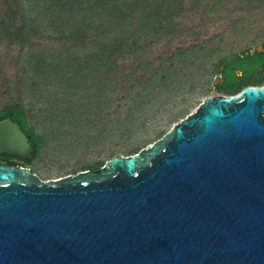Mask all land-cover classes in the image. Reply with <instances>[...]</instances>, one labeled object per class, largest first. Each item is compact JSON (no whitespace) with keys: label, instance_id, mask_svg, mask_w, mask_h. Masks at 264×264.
Here are the masks:
<instances>
[{"label":"water","instance_id":"1","mask_svg":"<svg viewBox=\"0 0 264 264\" xmlns=\"http://www.w3.org/2000/svg\"><path fill=\"white\" fill-rule=\"evenodd\" d=\"M34 151L0 120V153ZM0 264H264V85L97 169L43 181L1 162Z\"/></svg>","mask_w":264,"mask_h":264},{"label":"rangeland","instance_id":"2","mask_svg":"<svg viewBox=\"0 0 264 264\" xmlns=\"http://www.w3.org/2000/svg\"><path fill=\"white\" fill-rule=\"evenodd\" d=\"M140 20L136 14L124 17L122 28L89 29L78 38L87 43L60 45L49 32L40 34L32 46L54 60V67L36 68L24 59L25 50L0 40V108L20 105L43 136L30 165L39 179L128 155L126 148L156 141L207 97L231 95L213 87L215 65L264 40V0L253 8L240 0H182L168 28L138 31L131 37L136 44L105 58L101 49ZM262 85L264 72L247 78L239 90Z\"/></svg>","mask_w":264,"mask_h":264},{"label":"trees","instance_id":"3","mask_svg":"<svg viewBox=\"0 0 264 264\" xmlns=\"http://www.w3.org/2000/svg\"><path fill=\"white\" fill-rule=\"evenodd\" d=\"M197 1L194 0V2ZM240 1H243L246 7L253 8L254 4L261 0ZM181 2L182 0H0V7H2L0 9V40H5L9 47L18 48L19 52L25 50L24 59L27 62L33 61L32 64L36 68L48 65L54 67V60H46L43 55H40L41 52L32 46L33 41L39 38L40 34L49 32L59 40L60 45L73 44L76 41L87 43L88 39H80L86 37L85 34L89 29L105 28L111 25L122 28L127 25L122 23L124 17L140 15L143 20L139 21V25L137 23L136 26L130 27L131 29L122 34V37L110 40L109 44L101 49L104 57L108 59L118 47L136 44L137 40L131 37L140 35L138 31L149 27L168 28L171 24L170 16L177 13ZM111 19L115 20L113 24ZM259 44L264 49V40ZM249 49L244 48L230 57H223L215 65V72L221 73L224 77L223 83L217 86V90L235 94L247 78L264 72V50L251 54ZM94 56L95 59L101 58L99 53ZM90 58L92 59V56ZM235 70H239L240 74L236 75ZM7 117L19 124L35 151L33 157L28 160L0 153V163L30 167L44 143V138L28 122V115L20 105L14 103L1 107L0 120ZM140 148L141 146L129 147L125 151L129 155ZM103 164V161H96L81 170L97 169Z\"/></svg>","mask_w":264,"mask_h":264},{"label":"flooded vegetation","instance_id":"4","mask_svg":"<svg viewBox=\"0 0 264 264\" xmlns=\"http://www.w3.org/2000/svg\"><path fill=\"white\" fill-rule=\"evenodd\" d=\"M239 73H240L239 70H235V74H236V75H239ZM215 77H216V79H218V81H217V83H214V84H213V87H214V88H217V86H219V85H221V84L223 83V81H224V77L222 76L221 73H216V74H215Z\"/></svg>","mask_w":264,"mask_h":264}]
</instances>
